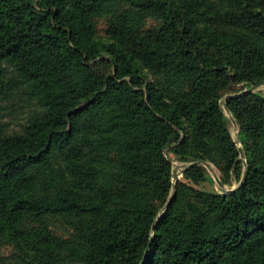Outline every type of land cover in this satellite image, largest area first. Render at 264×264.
Listing matches in <instances>:
<instances>
[{"label": "trees", "instance_id": "1", "mask_svg": "<svg viewBox=\"0 0 264 264\" xmlns=\"http://www.w3.org/2000/svg\"><path fill=\"white\" fill-rule=\"evenodd\" d=\"M241 83H264V0H0V101L30 110L21 132L0 118V245L15 264H264L260 94L227 100L242 185L179 181L170 202V155L242 178L222 104Z\"/></svg>", "mask_w": 264, "mask_h": 264}, {"label": "rangeland", "instance_id": "2", "mask_svg": "<svg viewBox=\"0 0 264 264\" xmlns=\"http://www.w3.org/2000/svg\"><path fill=\"white\" fill-rule=\"evenodd\" d=\"M158 20L154 18H147L142 25V28L144 31H148L151 29H155L158 26ZM107 29H108V23L107 20L105 19H100L97 21V32L98 35L101 36L102 38H105L107 35ZM153 75L150 73V79H152ZM263 84V83H259ZM253 85L251 84H237L234 86V92L237 91L238 93H233V94H228L223 97L222 99V104L223 106L227 104V100L229 98H234L235 96L241 94L243 91L248 90L250 87ZM257 94H260L261 96L264 97V85L261 86L256 92ZM30 114V110L25 107V105L20 102V101H15V102H1L0 101V118L8 124V131L9 133H14V132H21L26 123L28 122V115ZM232 114V113H231ZM231 114L226 111V119L232 134V137L234 138L235 141H237L239 147H242L244 149L241 140H240V134H241V127L239 126L238 123H234L233 120L231 119ZM233 115V114H232ZM239 130V131H238ZM170 159L173 164V171H172V181L173 184L177 183L179 181H184L190 183L192 186H194L196 189L206 191V192H217V193H226L230 190L236 189L241 186L244 180V174L246 171V165L247 164V158L244 160L241 156L240 159L242 160L243 164L245 165V168H243V176L241 179H237L234 177L230 184L225 185V187H221L217 181V178H220L221 180V172L218 169L216 165L210 162H201V164L196 165V166H203L205 168V173H206V180L202 181L199 184H196L192 182L191 180H188L185 177V173L188 168L184 173L181 172L182 169L187 168L191 163L194 162H187L183 161L177 156L170 155ZM246 162V163H245ZM205 163H209L211 167H207ZM245 169V170H244ZM178 174L180 179L179 181H176L174 179V174ZM174 191V189H173ZM227 194V193H226ZM172 197V196H171ZM166 209V208H165ZM55 231L62 235L63 237H70L73 233L72 229L65 227L63 225H58L57 223L55 224ZM15 252L14 248L11 246L7 245H0V256L6 258L5 264H15V259L12 258L13 253ZM1 264V263H0Z\"/></svg>", "mask_w": 264, "mask_h": 264}, {"label": "water", "instance_id": "3", "mask_svg": "<svg viewBox=\"0 0 264 264\" xmlns=\"http://www.w3.org/2000/svg\"><path fill=\"white\" fill-rule=\"evenodd\" d=\"M263 85H264V83H263V84H256V85H253V86L250 87L248 90L243 91L241 94H239V95H237V96H235V97H240V96H242V95H244V94H247V93H254V92H256V91H257L261 86H263ZM223 107H224L225 111H227L228 113L231 114V112H230V110H229L227 104H225ZM231 119L233 120L234 123H237L235 117H234L232 114H231ZM236 143H237V141H236ZM237 144H238V143H237ZM238 146H239V145H238ZM239 150H240L241 157L245 160V159H246V153H245V150L242 149V147H239ZM245 161H246V160H245ZM245 163H246V162H245ZM199 164H201V162H194V163H191L187 168L182 169L181 172L184 173L188 168L193 167V166H196V165H199ZM205 164H206L207 167H209V168L211 167V165H210L209 163H205ZM245 165H246V171H245V174H244V180H245L246 177H247V164H245ZM174 179H175L176 181H179V179H180L179 175L175 173V174H174ZM244 180H243V182H244ZM217 181H218V183H219V185H220L221 187H223V188L225 187L224 183L220 180V178H217ZM241 185H242V184H241ZM238 188H239V187H238ZM238 188L233 189V190H230V191H228V192H226V193H227V194H231V193L235 192ZM173 189H174V191H173V195H172V197H171V199H170V202L173 200V198H174V196H175L176 183L173 184ZM166 208H168V206H167ZM155 227H156V223H155V225H154V228H155ZM152 242H153V239H151V241H150V243H149V247H148V249H147L146 256H145V261H146V259L148 258V253H149V251H150V248H151Z\"/></svg>", "mask_w": 264, "mask_h": 264}, {"label": "bare ground", "instance_id": "4", "mask_svg": "<svg viewBox=\"0 0 264 264\" xmlns=\"http://www.w3.org/2000/svg\"><path fill=\"white\" fill-rule=\"evenodd\" d=\"M239 131V130H238Z\"/></svg>", "mask_w": 264, "mask_h": 264}]
</instances>
